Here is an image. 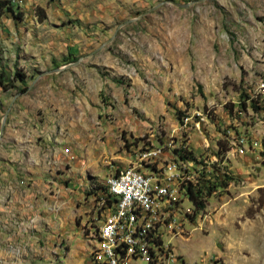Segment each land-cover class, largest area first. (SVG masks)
I'll return each instance as SVG.
<instances>
[{"label":"rangeland","instance_id":"1","mask_svg":"<svg viewBox=\"0 0 264 264\" xmlns=\"http://www.w3.org/2000/svg\"><path fill=\"white\" fill-rule=\"evenodd\" d=\"M197 1L23 0L16 16H0L2 23L26 26L16 31L19 62L4 72L25 74L23 84L6 91L11 100L41 73L67 66L42 76L13 104L27 99L28 112L29 99L57 105L48 110L62 123L57 129L68 149L60 170L76 196L62 205L68 188H43L52 198L51 222L66 220L69 232L50 227L47 233L41 208H34L29 264H87L80 245H90L89 227L108 213L106 178L143 151L158 154L142 172L154 169L163 178L169 166L183 170L187 162L177 160L174 149L196 159L188 176L203 173L217 185L232 177L206 198L203 210L184 196L163 216L158 235L177 257L174 264H264V0ZM171 2L194 3L179 8ZM243 95L260 110L249 101L240 108ZM42 110H36L40 117ZM72 143L79 144L74 151L82 166L71 160ZM219 143L228 151L217 156Z\"/></svg>","mask_w":264,"mask_h":264},{"label":"crops","instance_id":"2","mask_svg":"<svg viewBox=\"0 0 264 264\" xmlns=\"http://www.w3.org/2000/svg\"><path fill=\"white\" fill-rule=\"evenodd\" d=\"M25 10L29 11L27 7ZM0 22V72H8L9 70L12 71L19 62L17 42L20 39L18 40L16 31L22 28L23 23H2L4 20ZM23 27L26 26L23 25ZM11 101L9 93L0 87V125L3 113ZM26 104H28L27 99H20L15 103L7 119L3 139L0 142V264L3 262L29 264V218L30 216L37 217L33 211L34 208H37L36 210L41 208L39 215L43 221H47L42 223V228L47 229V233H51L48 230L51 228H58L62 235L69 232L64 226L66 220L64 223L59 217L60 222H51L54 213L50 211L48 203L52 198L45 197L44 187L61 189L63 185L68 188V190H62L64 194L61 198L62 205L76 199L74 194H70L69 185H66L67 174L60 170V166L64 164L65 160L63 153L65 146L61 136L62 132H58L57 128L62 123H58L59 120L57 121L48 110V108L57 105L48 104L39 99L33 101L29 99L28 112ZM40 108L44 109L42 110L44 117H40L36 113V110ZM53 112L56 111L53 109ZM35 137L45 141L43 150L48 151L45 156L48 157L49 167L45 165L44 160L46 159L42 158L41 142ZM77 146L79 144H70L69 155L72 156L71 160L75 165L82 166L81 163L84 160L76 156L74 151ZM75 182L74 180L71 181L74 184ZM74 190L77 189L74 188ZM29 203L32 204V210H29ZM106 210L110 212L108 208ZM98 224L89 227L90 234H93ZM73 229L70 225V230ZM90 242V245H80L81 261L87 264H91L89 251L95 244L93 243L94 240ZM67 254L68 256L71 254V249Z\"/></svg>","mask_w":264,"mask_h":264},{"label":"built area","instance_id":"3","mask_svg":"<svg viewBox=\"0 0 264 264\" xmlns=\"http://www.w3.org/2000/svg\"><path fill=\"white\" fill-rule=\"evenodd\" d=\"M9 1L20 7L23 3V0ZM157 154L143 151L135 163L116 170L104 181L106 194L102 205L110 212L92 234L95 244L89 251L91 264H132L138 260L148 264H174L177 261L171 248L161 241L157 228L163 224V216L184 197L182 185L193 179L187 172L188 165H192L186 161L183 170L179 165L169 166L168 171H163V178L154 169L142 172L139 167L155 159Z\"/></svg>","mask_w":264,"mask_h":264},{"label":"trees","instance_id":"4","mask_svg":"<svg viewBox=\"0 0 264 264\" xmlns=\"http://www.w3.org/2000/svg\"><path fill=\"white\" fill-rule=\"evenodd\" d=\"M15 6L16 5L12 4L9 0H0V16H2V14L4 13H10L12 16H16ZM69 55H72V53L70 52ZM77 60L78 58L74 57L73 60L65 59L64 62L65 64H68ZM14 82H19L23 84L25 82V74L15 70L12 77L9 78L5 75L4 71L0 72V87L3 91L15 88ZM27 89L28 87L24 85L21 89H18V92L24 93L27 91ZM247 101L250 102L248 106H250L254 111L260 110L259 103H256L247 95H243L240 99V108L246 109ZM220 144L221 143H219V145ZM220 146L221 150L217 153V156H219V154L223 151H228L226 147L222 148V145ZM174 154L177 160L196 162V159L193 157L191 152H186L185 150L181 149H174ZM206 177L207 176H205L203 173H200V175L198 174V176H193V179L191 181H187L186 184L182 185L184 196L192 203L196 211L204 209L206 198L209 197L217 187L227 186L228 181L232 180V177L224 176L227 179H221L220 185H217L216 183L211 182L210 179H206ZM104 190L106 189L104 188ZM110 202L111 201L107 200V204H110Z\"/></svg>","mask_w":264,"mask_h":264},{"label":"water","instance_id":"5","mask_svg":"<svg viewBox=\"0 0 264 264\" xmlns=\"http://www.w3.org/2000/svg\"><path fill=\"white\" fill-rule=\"evenodd\" d=\"M203 1H204V0H198L197 2H203ZM193 3H194V2H193ZM193 3L179 4V3L171 2L172 5H174V6H176V7H179V8H186V7L190 6V5L193 4ZM132 21H134V20H129V21H127L126 23H130V22H132ZM117 30H118V29H117ZM117 30H116V32H117ZM110 41H111V39H110L108 42H110ZM75 64H77V63H75ZM75 64H73V65H75ZM73 65H69V66H73ZM66 68H67V66H65V67H61V68H57V69H54V70L45 71V72L41 73L38 77H36V79H34V81H33L32 84L28 87V89H30V88H31V87L37 82V80L40 79L42 76H45V75H48V74H52V73H59L60 71L65 70ZM22 94H23V93H17V94L13 97V99H12V101H11L9 107L7 108V110L5 111V113H4V115H3V118H2V121H1V125H0V142H1L2 137H3V134H4V130H5V126H6L7 118H8V115H9L10 111H11V108H12V106H13V104H14L16 98L19 97V96L22 95Z\"/></svg>","mask_w":264,"mask_h":264}]
</instances>
